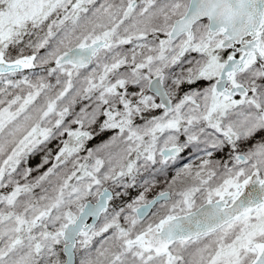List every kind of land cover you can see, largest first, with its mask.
<instances>
[{
    "label": "snow or ice",
    "instance_id": "obj_1",
    "mask_svg": "<svg viewBox=\"0 0 264 264\" xmlns=\"http://www.w3.org/2000/svg\"><path fill=\"white\" fill-rule=\"evenodd\" d=\"M0 264H264V0H0Z\"/></svg>",
    "mask_w": 264,
    "mask_h": 264
},
{
    "label": "rangeland",
    "instance_id": "obj_2",
    "mask_svg": "<svg viewBox=\"0 0 264 264\" xmlns=\"http://www.w3.org/2000/svg\"><path fill=\"white\" fill-rule=\"evenodd\" d=\"M64 138H67V137H64ZM107 138H108L107 136L103 137V139H107ZM100 142H101L100 139H96V140L90 141V142L86 145V147H95L96 144H98V143H100ZM57 143H58V141L53 142V144L51 145V147H52V148H55ZM85 154H86V153H81V155H85ZM35 163H36V161L33 160V161L31 162L32 166H35Z\"/></svg>",
    "mask_w": 264,
    "mask_h": 264
},
{
    "label": "trees",
    "instance_id": "obj_3",
    "mask_svg": "<svg viewBox=\"0 0 264 264\" xmlns=\"http://www.w3.org/2000/svg\"><path fill=\"white\" fill-rule=\"evenodd\" d=\"M66 139V138H65Z\"/></svg>",
    "mask_w": 264,
    "mask_h": 264
}]
</instances>
